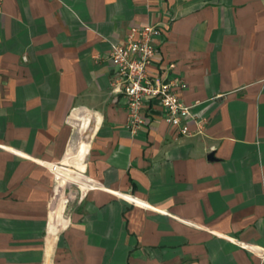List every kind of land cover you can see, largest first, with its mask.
<instances>
[{
  "label": "crops",
  "instance_id": "0c3cea01",
  "mask_svg": "<svg viewBox=\"0 0 264 264\" xmlns=\"http://www.w3.org/2000/svg\"><path fill=\"white\" fill-rule=\"evenodd\" d=\"M146 24L202 133L156 99L131 131L110 45ZM0 264H264V0H3Z\"/></svg>",
  "mask_w": 264,
  "mask_h": 264
},
{
  "label": "built area",
  "instance_id": "2783aa9c",
  "mask_svg": "<svg viewBox=\"0 0 264 264\" xmlns=\"http://www.w3.org/2000/svg\"><path fill=\"white\" fill-rule=\"evenodd\" d=\"M161 34L160 26L146 24L132 27L124 44L111 43V85L123 94L132 132H137L145 124L147 116L144 107L156 99L164 109L163 117L168 125L177 128L183 135L202 133L205 120L194 118L193 105L185 104L179 94L187 87L185 80L178 75L162 79L149 71V66L159 54L154 37ZM190 120L196 124L193 130L189 127Z\"/></svg>",
  "mask_w": 264,
  "mask_h": 264
},
{
  "label": "water",
  "instance_id": "95a60500",
  "mask_svg": "<svg viewBox=\"0 0 264 264\" xmlns=\"http://www.w3.org/2000/svg\"><path fill=\"white\" fill-rule=\"evenodd\" d=\"M212 156H213L212 153H210V154L208 155V158H212Z\"/></svg>",
  "mask_w": 264,
  "mask_h": 264
},
{
  "label": "rangeland",
  "instance_id": "374dc122",
  "mask_svg": "<svg viewBox=\"0 0 264 264\" xmlns=\"http://www.w3.org/2000/svg\"><path fill=\"white\" fill-rule=\"evenodd\" d=\"M72 188H73V189L76 188L75 185H72Z\"/></svg>",
  "mask_w": 264,
  "mask_h": 264
}]
</instances>
